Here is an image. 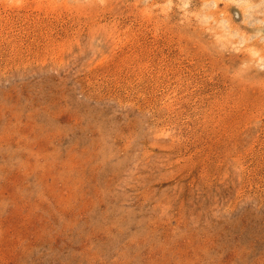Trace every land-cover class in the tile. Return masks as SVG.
I'll list each match as a JSON object with an SVG mask.
<instances>
[{
  "label": "rangeland",
  "instance_id": "obj_1",
  "mask_svg": "<svg viewBox=\"0 0 264 264\" xmlns=\"http://www.w3.org/2000/svg\"><path fill=\"white\" fill-rule=\"evenodd\" d=\"M0 264H264V0H0Z\"/></svg>",
  "mask_w": 264,
  "mask_h": 264
}]
</instances>
